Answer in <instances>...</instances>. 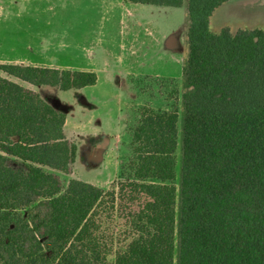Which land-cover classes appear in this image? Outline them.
<instances>
[{
  "label": "trees",
  "instance_id": "trees-1",
  "mask_svg": "<svg viewBox=\"0 0 264 264\" xmlns=\"http://www.w3.org/2000/svg\"><path fill=\"white\" fill-rule=\"evenodd\" d=\"M226 1L186 0L178 186L175 109L141 113L130 178L64 185L67 114L10 77L70 90L97 74L0 63V264H264V29L211 31Z\"/></svg>",
  "mask_w": 264,
  "mask_h": 264
},
{
  "label": "rangeland",
  "instance_id": "rangeland-1",
  "mask_svg": "<svg viewBox=\"0 0 264 264\" xmlns=\"http://www.w3.org/2000/svg\"><path fill=\"white\" fill-rule=\"evenodd\" d=\"M4 1L0 0V63L70 68L76 65L75 51H69L74 36L89 44L95 32L97 41L92 46L96 52L129 64L128 68L111 64L99 69L101 85L95 93L89 87L61 90L10 77L66 112L64 132L77 144V155H82L70 173L56 171L64 185L79 178L109 190L130 178L132 131L141 113L175 109L179 113L178 186L188 57L186 0L181 6H132L124 0H10L8 5ZM225 27L232 33L264 29V0L223 3L211 16L210 29L219 32ZM40 33L48 37L45 41L71 42L72 46L54 54L39 51L41 47L34 44ZM0 74L9 77L1 70ZM113 251L108 253L109 261L114 259Z\"/></svg>",
  "mask_w": 264,
  "mask_h": 264
},
{
  "label": "crops",
  "instance_id": "crops-1",
  "mask_svg": "<svg viewBox=\"0 0 264 264\" xmlns=\"http://www.w3.org/2000/svg\"><path fill=\"white\" fill-rule=\"evenodd\" d=\"M0 4H1V2H0ZM8 4H11L10 0H7V2L4 3V5H8ZM25 4H27V3L25 2ZM129 4L132 6L142 5V4H135V3H129ZM92 34H93L92 41L89 42V44H88V42L82 43L81 41H78V39L74 36V38H73L74 39V41H73L74 46H72L71 42L67 43L64 41V43H60L58 41H56V42L55 41H51V42L45 41V38L47 40L48 37L45 34L40 33V35L37 36V41L35 40L34 46L41 47L39 49V51H43L44 53L50 52V53L54 54V53L59 52V50L60 51H61V49L64 50L65 47H68L71 45L72 47L69 51H72V50L75 51V55H73V62L76 65L72 66L74 68V70L94 71L97 74L96 84H94L92 86L84 87V88L89 87L90 93H95V90L97 88H99L101 85L100 84L101 78H100V74L98 72L99 69L104 70V69L108 68L111 64L115 68H117V67L128 68L129 64L126 65L125 62L122 60L111 59L110 57H107V55H105V53L103 51L96 52L92 45H94V43H96V41H97V36L95 35L97 33L93 32ZM38 39H41V40L39 41ZM32 65H35V64H32ZM37 66L59 68V66H54V65H37ZM72 67H70V68H72ZM70 68H66V69H70ZM61 69H63V68H61ZM84 88H80L79 90H82ZM34 90H36V89H34ZM37 92H39V91H37ZM66 122H67V120H66ZM65 126H66V124H65ZM64 129H65V127H64ZM81 155L82 154H78L76 159H78L79 156H81ZM87 160H88V158H87ZM75 161H77V160H75Z\"/></svg>",
  "mask_w": 264,
  "mask_h": 264
}]
</instances>
